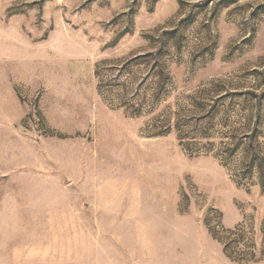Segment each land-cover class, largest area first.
Returning <instances> with one entry per match:
<instances>
[{"label": "rangeland", "instance_id": "obj_1", "mask_svg": "<svg viewBox=\"0 0 264 264\" xmlns=\"http://www.w3.org/2000/svg\"><path fill=\"white\" fill-rule=\"evenodd\" d=\"M0 264H264V0H0Z\"/></svg>", "mask_w": 264, "mask_h": 264}]
</instances>
